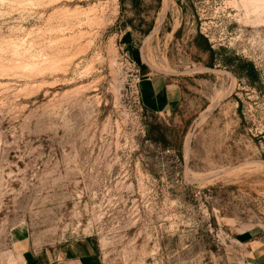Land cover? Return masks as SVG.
I'll return each mask as SVG.
<instances>
[{
  "label": "rangeland",
  "instance_id": "rangeland-1",
  "mask_svg": "<svg viewBox=\"0 0 264 264\" xmlns=\"http://www.w3.org/2000/svg\"><path fill=\"white\" fill-rule=\"evenodd\" d=\"M263 1L0 0V264H242ZM139 52L183 95L169 114L142 104Z\"/></svg>",
  "mask_w": 264,
  "mask_h": 264
},
{
  "label": "crops",
  "instance_id": "crops-1",
  "mask_svg": "<svg viewBox=\"0 0 264 264\" xmlns=\"http://www.w3.org/2000/svg\"><path fill=\"white\" fill-rule=\"evenodd\" d=\"M133 37H127L124 47L133 49ZM140 76V94L143 106L154 114H169L182 99V93L172 86L166 77L152 73L143 59L142 53L137 54ZM237 244L242 248V264H264V229L244 232L239 235ZM29 250H23L21 257L25 264H38Z\"/></svg>",
  "mask_w": 264,
  "mask_h": 264
},
{
  "label": "built area",
  "instance_id": "built-area-1",
  "mask_svg": "<svg viewBox=\"0 0 264 264\" xmlns=\"http://www.w3.org/2000/svg\"><path fill=\"white\" fill-rule=\"evenodd\" d=\"M138 73H139V71H137ZM140 82V79H139V77H137V83H139Z\"/></svg>",
  "mask_w": 264,
  "mask_h": 264
},
{
  "label": "bare ground",
  "instance_id": "bare-ground-1",
  "mask_svg": "<svg viewBox=\"0 0 264 264\" xmlns=\"http://www.w3.org/2000/svg\"><path fill=\"white\" fill-rule=\"evenodd\" d=\"M232 6V5H231ZM263 7H264V1H263Z\"/></svg>",
  "mask_w": 264,
  "mask_h": 264
}]
</instances>
